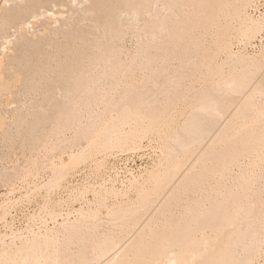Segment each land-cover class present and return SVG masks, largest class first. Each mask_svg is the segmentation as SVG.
Returning <instances> with one entry per match:
<instances>
[{
  "label": "bare ground",
  "instance_id": "1",
  "mask_svg": "<svg viewBox=\"0 0 264 264\" xmlns=\"http://www.w3.org/2000/svg\"><path fill=\"white\" fill-rule=\"evenodd\" d=\"M43 1L38 0L39 3L34 5L30 0H0V138L2 136L3 141L9 142L11 148L19 149L27 160L21 169H14V173L6 172L1 177L5 178L4 186L9 184L14 187L16 181H21L28 188L33 186L29 190L33 196L42 190L46 192L45 205L39 208L38 213L26 218V228L16 227L19 216H13L12 212H17V208L25 202H31L33 196L26 194L25 200L17 199L10 191L14 197L0 202V226L5 229V233L0 231V264H264V11L260 9L264 0H146L143 15L157 19L153 22L157 30L145 33L150 44V37L159 40V43L165 40L166 45L173 39L186 37L187 32L194 29L190 28L187 19L191 9L196 13L193 17L201 14L207 26L220 24V27L214 48L211 49L203 41L205 47L200 66L197 57L192 55L183 59L172 57L174 51L171 52L165 45H161L164 48L163 55H158L160 58L149 57L142 63L140 61V70L147 76L151 74L144 82L158 88V92H154L150 87L153 96L145 99L148 100L145 101V110L135 104L133 107L126 103L119 106L122 102L118 107L112 108V105L110 108L116 99H111L112 94L124 95L119 86L131 70L128 65V71H125V64L117 67L120 63L118 60L115 62L111 54L118 59L120 56H117L115 48L112 50L110 43V48L107 47L103 55L102 51L99 52L100 57L92 56L91 59L89 56L90 59H82L83 62L77 58L81 60V66L72 63L78 62L73 57L75 61L71 58L72 62L65 65L64 53L68 57L72 49L66 51L61 47L62 50H58L57 47L50 53L54 48L53 42L41 41V35L38 38V32L45 36L56 33L52 31L53 26L60 24V17L69 9L65 1L78 8L83 6L82 9H74L78 13L75 15H78L79 24L91 23V34L94 29L97 32L104 29L105 32L107 28H99L91 20L93 11L84 6L90 1ZM58 7L68 9L54 12ZM139 13L137 10L133 15L120 16L119 21L127 23L131 17L135 22ZM42 19L46 21L42 22ZM223 20L225 25H222ZM190 21L193 22L192 19ZM125 26L122 25L126 29ZM11 30L14 34L10 33ZM95 33L92 36L89 34L93 38L86 42L88 50L90 46L96 50L98 43L95 41L102 39L101 36L98 39ZM117 33L121 34L116 31L112 39L119 40L120 34ZM194 34L205 36L207 32ZM85 35L80 36L84 39ZM31 36L38 40H33ZM257 40L261 42L260 46L255 44ZM235 48L239 49L236 53ZM249 48L255 50L252 52ZM77 51L74 54L82 53ZM120 53L122 56L123 52ZM87 54L91 53L87 51ZM223 55L225 60L218 65ZM174 61L183 69L181 74L177 73L179 70L169 72ZM159 63L163 64L160 68L156 67ZM225 66L230 68L228 73H224ZM174 67L177 66L174 64ZM203 68L206 70L204 77L192 82L191 79ZM165 73L168 77L161 84L159 79ZM212 82L219 96L225 97L229 92L235 96L228 101L227 97V100L223 97L222 100L218 95L208 94L205 88ZM197 84L203 90L197 92ZM126 85L131 91L133 87L129 82ZM175 88L177 94L173 93ZM37 96L42 99L38 105H30L32 107L28 106L25 110L27 101ZM168 100H171L170 103ZM164 102L166 107L161 108ZM19 103H23L24 107L18 109ZM113 103L117 105V102ZM100 106L106 109L103 108V113L96 116ZM84 119L92 124V128L81 138L86 141L85 146L81 143L72 146L67 159L63 157L67 152L49 155L52 141L57 140L66 128L65 122L68 120L69 124L70 120V125H73L82 123ZM173 132L175 138L168 135ZM16 138L20 139L19 144ZM145 140L148 141L147 146L143 145ZM118 153L128 155L127 159L121 160L122 164L110 163L108 159ZM11 154L4 155L0 160L9 162ZM39 155L43 156V164L51 177L44 185L39 184V169L34 160ZM135 155L150 159L151 168H133L130 163H135ZM82 165L92 168V180L101 179L103 172L110 178L103 179L98 190L95 187L97 180L87 181L79 188H70L68 184L64 187L67 177ZM236 168L239 169L237 174ZM109 171L114 172V177L109 175ZM117 184L121 185L120 191ZM58 190L70 195L66 217L51 202L50 197ZM126 190L136 194V201L121 200L115 209H110L107 201L127 196ZM169 193L170 200L162 208L158 207ZM87 195L97 198L96 209L87 213L75 209L73 205L85 200ZM155 208L161 209L157 215L166 217L165 223L151 214ZM172 208L177 210L174 223L169 221L168 216L172 214ZM103 209L108 214L107 218L111 217L113 228L120 230L99 234L101 227L97 222ZM73 214V218L76 217L74 223L70 219ZM8 216L11 221H8ZM59 218L63 219L62 223H59ZM154 226L158 227V231H154L156 228L153 230ZM149 238L155 244L151 240L153 245L148 246ZM88 244L91 246L88 247ZM81 245L84 251L73 250Z\"/></svg>",
  "mask_w": 264,
  "mask_h": 264
},
{
  "label": "rangeland",
  "instance_id": "2",
  "mask_svg": "<svg viewBox=\"0 0 264 264\" xmlns=\"http://www.w3.org/2000/svg\"><path fill=\"white\" fill-rule=\"evenodd\" d=\"M30 1H32L31 3L32 4H34V5H37L39 2H38V0H34L35 1V3H34V1L33 0H30ZM41 1H43V0H41ZM49 1H51V0H48L47 1V3L49 2ZM80 1H83V3H85L84 1L85 0H80ZM90 2L92 1V0H89ZM143 1V2H142ZM43 2H46L45 0L43 1ZM67 4H69V9H68V7L67 8H64V9H68L67 11H65L64 9H62V7H58L57 9L55 8L54 9V12H55V10L57 11V12H64L65 11V13H64V15L66 14L67 16H68V18H67V16H65L64 17V15H63V17H60V24L59 25H57V26H53V28L52 27H50V28H52V31H56V33L57 32H59V33H54V34H50V35H48V33L46 34V33H43V34H46V36L45 35H42V33H36L37 34V36H38V38L40 37V35H41V41L43 40V42H44V40L46 41V40H48V42L49 41H51L50 43H52L53 44V50L51 51L50 50V53H53V51H54V49L55 48H57L58 47V50H62V48H63V50H66V51H68V50H70L71 51V49H72V53L70 52V53H68V57L67 56H65L67 53L65 52L64 53V58H63V61H64V63H65V65H67L66 63L68 62H72L71 60L73 59V57H74V59L76 60V61H78V62H72V63H76L75 65H77V63H79V65H80V63L81 62H83V60L82 59H84V60H86V61H88L89 59H90V57H91V59H93L92 58V56L94 57V58H96V57H100L101 55H103L104 54V51L106 52V50H108V48H110L109 46L111 45V48H112V50L115 48V50H116V52H117V56L119 55L120 57H119V59L118 58H115V54H111V56H112V58L114 59V61L116 62V60H118V62L120 63V65H117V67H121V65H124L125 66V71H128V65H129V67H131V68H129V69H131V70H129L128 71V74H127V79H125V81H127L126 82V84H128V82H129V85H131V91H129L128 89H127V85L126 84H122V83H125V81L124 82H122V83H120V86H119V91H121V89H123L122 91H123V96H120V95H116V94H112V98L111 99H113L114 100V97H116V99H115V101H112V103L110 104L111 106H110V108L112 107V105L114 106V107H112V108H116V106L118 107V104L120 103V102H122V103H120L119 104V106H122V105H124V103H126L127 105H130V106H135V105H138L140 108H141V110H145L146 109V107H147V105H145L146 104V102L145 101H148V100H145V99H147V96L148 97H152L153 96V92H151V89H150V87L152 88V84H146L145 82L147 81V79H148V77L149 76H151V74H148V76L147 75H145V73L144 72H142V70H140V68H142L141 66L142 65H140V61H141V63L142 62H144L147 58H152V59H155L156 57L157 58H160V57H158V55H161V53L163 52L162 51V49L164 48V47H166V48H168L171 52H173L174 51V53H171V56L172 57H174V56H177V57H179V58H187L188 56H190V55H192V56H195V57H197L196 59V61H198V65L200 66V64H201V62H202V53H203V50H204V47L205 46H203V41H205V45H208L209 47H211V49L212 48H214L215 47V45H214V43H215V41H216V33H217V31L219 30V27H220V24H215V25H212V26H207L205 23H204V19L202 18V15L201 14H198L197 16H194L193 17V15L194 14H196L195 12H193V9H191L190 11H192L191 12V14H189L188 15V22L191 24L190 25V28H194L193 29V31H192V29L191 30H189L187 33L188 34H186L185 36L186 37H183L182 39H179V40H177V38L174 40H171L167 45L165 44V40H163L164 42L162 43V41L160 40V42L161 43H159V42H157V41H159V40H156V39H152L151 37H150V40L152 41V42H154V41H156L157 42V44H156V42H154L153 44H152V42H151V44L149 43V41H148V39H147V41H148V45H147V41H146V38H145V33H147V32H152L153 30H157V28L155 27V25L156 24H154L153 25V22L155 21V20H157L155 17H150V16H147V15H143V13L142 12H144V10L145 9H143V6L145 5V3H146V0H93V2L92 3H90V2H88V3H90V4H88L87 2L84 4V6L85 7H88V8H90L91 9V11H93L94 12V10H96L94 13L95 14H93V12L91 13V20L92 21H94V22H96V24L99 26V28H107V29H110V31L109 30H107V29H105L106 31L104 32V29H103V32H102V30L100 29V31L99 32H97L95 29H94V33H95V31H96V36H98V39H99V37L101 36L102 37V39H105V40H102V39H99L100 41H95V42H97L98 43V45H97V43H96V45H97V49L95 50V48L94 47H92L91 48V46L89 47V50L87 49L88 48V43L86 44V42H89V40L91 39V38H93V37H91L93 34H91L92 32H93V30H91V28H90V24L91 23H89V25H88V23L86 22L85 24H79V19L77 18L78 17V15L76 16L75 15V11L76 10H78V9H82V7H76V5L74 6L73 4H71L70 3V1H65ZM97 3V4H96ZM88 4V6H86ZM93 4V6H90V5H92ZM74 6V7H73ZM95 6V7H94ZM263 6V5H262ZM260 7V9L262 10V11H264V6L263 7ZM93 8V10H92V8ZM127 7V8H126ZM59 8H61V9H59ZM75 8H77L75 11H74V9ZM135 8H136V10H135ZM133 9H134V11H133ZM60 10V11H59ZM64 10V11H63ZM70 10V11H69ZM102 10H103V12H102ZM108 10V11H107ZM111 10V11H110ZM139 11L140 13H142V14H140L139 13V15H138V17H137V19L136 18H134L133 16H132V18H134V20H135V22H137V24H136V26H135V22H133V19H131V17L130 18H128V22L126 23V22H120L119 21V17L120 16H127L128 14H132V13H134L135 11ZM114 11H115V13H114ZM126 11V12H125ZM71 13H73V14H71ZM106 13V14H105ZM123 13V14H122ZM251 13H253L254 15H258V14H255L254 12H251ZM26 14V13H25ZM69 14H71L70 16H69ZM76 14H78V13H76ZM121 14V15H120ZM133 15V14H132ZM94 16V17H93ZM114 16V17H113ZM69 17H70V19H69ZM80 17V16H79ZM104 17V18H103ZM113 17V18H112ZM146 17V18H145ZM192 17V18H191ZM63 18V19H62ZM76 18H77V21H76ZM44 19H46V18H44ZM48 19V18H47ZM46 19V20H47ZM155 19V20H154ZM159 19H162V18H159ZM193 20V22L192 21H190V20ZM45 20V21H46ZM49 20V19H48ZM42 22L44 21L43 19L41 20ZM44 21V22H45ZM68 21V22H67ZM130 21V22H129ZM63 22L65 23V24H63ZM70 22V23H69ZM110 22H111V25H110ZM198 22H200V24L198 23ZM67 23V24H66ZM100 23V24H99ZM109 23V24H108ZM158 23V22H157ZM43 24V23H42ZM46 24V23H45ZM70 24V25H69ZM226 24V21L225 20H223L222 21V25H225ZM81 25V26H80ZM120 25V26H119ZM122 25H123V27L125 26L126 27V29L125 28H123L122 27ZM194 25V26H193ZM202 25V26H201ZM89 26V27H88ZM108 26L110 27V28H108ZM119 26V27H118ZM218 26V27H217ZM66 27V28H65ZM76 27V28H75ZM96 27V26H95ZM114 27H116L115 29H114ZM136 27V28H135ZM35 28H36V26H35ZM60 28V29H59ZM65 28V29H64ZM98 28V27H97ZM120 28V29H119ZM130 28V29H129ZM135 28V29H134ZM208 28V31H206V29ZM42 28L40 27V30H41ZM53 29H55V30H53ZM76 29V30H75ZM114 29V30H113ZM118 29V30H117ZM147 29V30H146ZM150 29V30H149ZM204 29V30H203ZM215 29V30H214ZM72 30H75V31H73V32H71ZM77 30H78V32H77ZM87 30V31H86ZM117 32H121V34L119 35L118 33H117V35H119V40L118 39H112L113 37H115L116 36V31ZM120 30V31H119ZM14 30H11L10 31V33L12 34H14V32H13ZM52 31H51V33H52ZM88 31H91V32H88ZM133 31V32H132ZM146 31V32H145ZM200 31H202L203 33L204 32H207V34L205 35V36H203V35H195L194 33H196V32H200ZM33 32V31H32ZM69 32V33H68ZM75 32V33H74ZM86 32V33H85ZM109 32H111V34H108ZM122 32H125L123 35H122ZM126 32H127V34H126ZM72 33V34H71ZM100 33V34H99ZM136 33V34H135ZM208 33H210V34H208ZM85 34H87V36H88V38H87V36L85 35ZM91 36H90V35ZM102 34L103 35H105L106 37L104 38L103 36H102ZM108 34V35H107ZM192 34V35H191ZM16 35H18V34H16ZM48 35V36H47ZM53 35V36H52ZM76 35H77V37H76ZM80 35H85V40L83 39V37L82 36H80ZM110 35V36H109ZM190 35H191V37H190ZM196 36V37H194V36ZM210 35V36H209ZM46 37V39L44 38V39H42V37ZM56 36V37H55ZM57 36H58V38H57ZM81 38H80V37ZM123 36H125L124 38H123ZM71 37H73V38H71ZM100 37V38H101ZM107 37H109V38H107ZM110 37H111V40H110ZM188 37V38H187ZM193 37V38H192ZM208 37V38H207ZM14 38V37H13ZM30 38H32L33 40H38V38L36 37V39L35 38H33V36H31ZM39 38V39H40ZM75 38H77V40H75ZM117 38V37H116ZM121 38V39H120ZM136 38V39H135ZM185 38V39H184ZM31 39V40H32ZM54 39V40H53ZM65 39V40H64ZM108 39V40H107ZM69 40V41H68ZM70 40H71V42H70ZM76 41V42H73V41ZM81 40V41H80ZM93 40V39H92ZM91 40V41H92ZM106 40H107V43L108 44H106L105 42H106ZM213 40V41H212ZM78 41V42H77ZM85 43H84V42ZM110 41V42H109ZM173 41H177L176 43H174V45H171V43H173ZM186 41H187V43H186ZM57 42H58V44H57ZM100 42H103V43H100ZM143 42H145V43H143ZM259 42V43H258ZM263 42H264V39H263ZM84 45H83V44ZM109 43H110V45H109ZM194 43V44H193ZM63 44H64V46H63ZM68 44H69V46H68ZM104 44V45H103ZM114 44V45H113ZM255 44L256 45H258V46H260L261 45V42L259 41V40H257L256 42H255ZM60 45V46H59ZM62 45V46H61ZM84 46L83 48H82V46ZM87 47H86V46ZM108 45V46H107ZM147 45V46H146ZM161 45L162 46H164V47H161ZM73 46V47H72ZM77 46V47H76ZM79 46H81V47H79ZM95 46V45H94ZM104 48H103V47ZM113 46V47H112ZM124 46V47H123ZM152 46H155V48H153V49H151L152 48ZM62 47V48H61ZM65 47H66V49H65ZM108 47V48H107ZM145 47H147V48H145ZM150 47V48H149ZM181 47V48H180ZM59 48H61V49H59ZM120 48V49H119ZM144 48V49H143ZM158 50H157V49ZM170 48H172V49H170ZM77 49L79 50V51H77ZM83 49V50H82ZM86 50V52H85V50ZM90 49H91V51H90ZM104 49V50H103ZM147 49H149V50H147ZM249 49H251V50H249V51H254L255 49H253V48H249ZM80 50L82 51V53H75L74 54V52H80ZM93 50V51H92ZM99 50V51H98ZM114 50V51H115ZM173 50V51H172ZM196 50H197V52H196ZM234 50H236V51H234V53H236V52H238V48L236 49H234ZM87 51L89 52V53H91V54H87V55H85V53H87ZM98 51V52H97ZM100 51H102V52H100ZM118 51H119V53H118ZM120 51H122L123 52V54H122V56H121V53H120ZM139 51V52H138ZM158 51V52H157ZM178 51V52H177ZM200 51V53L198 54V52ZM93 52L95 53V54H93ZM101 53V55H100V53ZM97 53H98V55H97ZM136 53V54H135ZM137 53H139V54H137ZM156 53V54H155ZM190 53H192V54H190ZM198 55H197V54ZM83 55V57H81V56H79V55ZM179 54H181V55H179ZM74 55V56H73ZM140 57H139V56ZM145 55V56H144ZM162 55H163V53H162ZM70 56V57H69ZM87 56V57H86ZM90 56V57H89ZM152 56H154V57H152ZM201 56V57H200ZM67 57V58H66ZM89 57V59L87 60V58ZM135 57V58H134ZM138 57V58H137ZM67 60H66V59ZM68 58H70V59H68ZM72 58V59H71ZM77 58L78 59H80L81 58V60H77ZM132 58V59H131ZM140 58V59H139ZM73 59V60H74ZM134 59H137L136 60V62L135 61H133ZM225 60V56L223 55L222 56V58L220 57V59L218 60V65H220V62H221V64L223 63V61ZM70 60V61H69ZM74 60V61H75ZM143 60V61H142ZM199 60H200V62H199ZM66 61V62H65ZM81 61V62H80ZM128 62V63H127ZM131 62V63H130ZM135 63H137V64H135ZM174 64L177 66V67H174ZM137 65H140V67H136ZM81 66V65H80ZM134 66V67H133ZM163 66V64L162 63H159L158 65H156V67H162ZM171 67H170V70H169V72H174V70H175V72H177L178 70V72L177 73H182V71H183V69H180L179 68V65H178V63H177V61H174L171 65H170ZM216 69H217V67H215ZM228 69V70H227ZM133 70H134V72H133ZM136 70V71H135ZM138 70H139V72H138ZM182 70V71H181ZM230 71V68H229V66H225L224 67V73H228ZM132 74V75H131ZM147 74V73H146ZM167 74V75H166ZM206 74V70L203 68L202 69V72L201 73H197V75L195 76V77H193L192 79H191V81L192 82H196L198 79H200V78H203L204 77V75ZM146 76V77H145ZM201 76V77H200ZM168 77V73H165V75L163 76V77H161L160 79H159V82L161 83V84H163V83H165L166 82V78ZM142 78H145V79H142ZM103 79V78H102ZM105 79V78H104ZM134 79V80H133ZM163 79H164V81H163ZM135 80H137L136 82H138L137 84V86H135L136 85V82H135ZM142 80V81H141ZM145 81V82H144ZM131 83V84H130ZM115 84H117V83H115ZM122 84V85H121ZM211 85H207L206 87L207 88H205V91H207V93L208 94H211V95H214V96H216V95H218L219 96V92H217L214 88H215V85H214V83L212 82V83H210ZM128 85V88H130V86ZM146 85H147V88H146ZM188 85H189V83H188ZM136 87V88H135ZM141 88V89H139V88ZM196 91L198 92V91H200V90H203V87L200 85V84H197V86H196ZM133 89H135L134 90V92H133ZM144 89V90H143ZM152 90L154 91V92H158V88L156 87V86H154V88H152ZM139 91H142L143 93H141V92H139ZM177 88H175L174 89V92L173 93H176L177 94ZM116 95V96H115ZM129 95V96H128ZM135 95V97H133ZM146 95V96H145ZM233 95V96H232ZM122 97L123 99H120V97ZM235 95L233 94V93H227L226 94V96L224 97V95L223 96H219V98L220 99H222V97L224 98V99H226V97H227V99H228V101L229 100H231L233 97H234ZM118 97H119V99H118ZM124 97L125 98H127V100L125 101L124 100ZM175 96L173 95L172 96V98H174ZM217 97V96H216ZM230 97H231V99H230ZM38 98V99H37ZM37 98H32V100H31V102H30V100L29 101H27V104H25V106H26V108H25V110L28 108V106H29V108H31L32 106H30V105H33V106H35V104H37L38 105V102H40L42 99H41V97H39V96H37ZM34 99V100H33ZM144 99V100H143ZM226 99V100H227ZM124 100V101H123ZM133 100H134V102H133ZM223 100V99H222ZM119 101V102H118ZM142 101V102H141ZM144 101V102H143ZM170 101L171 100H168L167 102L168 103H170ZM28 102H30L29 103V105H28ZM113 102H117V105H114V103ZM138 102V103H137ZM166 102V103H167ZM140 103H142L141 105H140ZM167 103V104H168ZM40 104V103H39ZM133 104H135V105H133ZM19 106V108L18 109H20V108H22V106L24 105L23 103H22V105H21V103H19L18 104ZM145 108H144V107ZM161 106V105H160ZM24 107V106H23ZM107 107V106H106ZM163 107H166V104H165V102L163 103V106H161V108H163ZM103 108H105V106L103 107V106H100V108L98 109L99 110V112H98V110H97V114H96V116L98 115H100V114H102L103 113V111L106 109H104L103 110ZM24 109V108H23ZM102 109V110H101ZM65 110H66V108H65ZM95 116V117H96ZM185 121V120H184ZM86 122V123H85ZM70 123H71V121L69 120V124H68V120H67V122H65V126H66V128L64 129V131L62 132L63 134L62 135H60V137L57 139V140H55V141H52V143H51V147H52V149H51V147H50V149L51 150H49V151H51V153H49V155H54V154H58L59 152H67V153H65L64 154V158L65 159H67V154H69L70 153V148L72 147V146H75V145H77V144H79V143H81L83 146H85L84 144H86V141L85 140H81V138L83 137V136H85V133H87L88 132V130H90L91 128H92V124H91V122L89 121V124H88V121L86 120V119H84L83 121H82V123H78V122H76L75 124H71L70 125ZM86 125H85V124ZM184 124V122L183 121H181V125H183ZM77 124V125H76ZM82 124H84V126H87V127H84ZM91 124V125H90ZM67 126H68V128H67ZM80 126V127H79ZM76 128V129H75ZM82 128V129H81ZM84 128V129H83ZM176 128V131H177V129H178V125L175 127ZM77 129H79V130H77ZM80 129H81V131H80ZM87 129V130H86ZM71 130V131H70ZM76 131V132H75ZM78 131H79V133H78ZM70 132V133H69ZM175 132V131H174ZM172 133V134H168V135H171L172 137H174L175 136V133ZM83 133V134H82ZM174 134V135H173ZM15 135H16V133H15ZM176 137V136H175ZM174 137V138H175ZM18 140H19V142H20V139L19 138H16V141L18 142ZM19 142H18V144H19ZM53 142H54V144H53ZM59 142V143H58ZM62 142V143H61ZM66 142V143H65ZM147 142V143H146ZM61 143V144H60ZM2 144V145H1ZM56 144V145H55ZM156 144L157 143H155L154 144V146H156ZM5 145H7V146H5ZM11 144L9 143V142H7V141H3V138H2V136H1V138H0V159H1V157L3 158V156L4 155H6V154H10V153H12L11 154V159H10V161L8 162V161H3V160H0V202L3 200V199H6V198H10V196L11 197H14L15 196V198H17V199H22V200H25L26 199V194H29V195H32L33 196V193L31 192V191H29L30 189H32V187L33 186H31L30 188H28V187H26L25 185L23 186V184L21 183V181H16L15 183H14V187H13V185H12V187H13V189H12V187H10L9 186V184L7 185V186H4L5 184H4V181H5V178H2L1 176L3 175V174H6V172H8V173H14L15 172V170H19V169H21L24 165H25V162L27 161L26 160V158L24 157V156H22L21 154H22V152L21 151H19V149H13V148H11L12 146H10ZM144 146H147L148 145V141L147 140H145L144 141V144H143ZM172 145L174 146L175 145V142H173L172 141ZM59 146V147H58ZM62 146V147H61ZM7 147V148H6ZM5 148V149H4ZM56 148H57V150H56ZM64 148H66V149H64ZM67 148H69V149H67ZM3 152H2V151ZM16 150V151H15ZM7 151H9V152H7ZM13 151V152H12ZM18 152H20V153H18ZM16 153V154H15ZM21 155V156H20ZM116 155V156H115ZM113 157H111V158H109L108 159V161L110 162V163H113V164H122V162H120L121 160H125V159H127L126 157L128 156V155H126V154H121V153H118V154H115ZM142 155V153H140V156ZM15 156V157H14ZM39 156H40V160H39ZM38 157L36 156L35 158H34V160H35V162L37 163V165H38V172H39V174H40V177H39V181H40V183L39 184H46L47 182H49V179L51 178L50 177V172L47 170V168H46V165H44L43 164V160H44V158H43V156L42 155H39ZM19 157V158H18ZM24 157V158H23ZM119 157V158H118ZM146 157V156H145ZM143 158V159H141L140 157H138V156H134V160H136L135 161V163H133V162H131L130 164H131V166L133 167V168H136V169H138V167H140V168H144V167H147V168H151V160L150 159H148L147 157V159L146 158ZM153 157H155V156H153ZM117 158V159H116ZM18 159V160H17ZM140 159V160H139ZM100 160H101V158H100ZM115 160H116V162H115ZM14 162V163H13ZM15 164H17V165H15ZM24 164V165H23ZM139 164V165H138ZM6 166V167H4V166ZM7 165H8V167H7ZM20 165H21V167H20ZM112 165V164H111ZM136 165V166H135ZM84 165H82V166H80L79 167V169L78 170H76V171H74V172H72L71 174H70V177L68 178L67 177V181H65V182H63V186L64 187H67V184H68V187H70V188H76V187H81V185H83V184H86L87 183V181H91V182H94V181H96V185L97 186H95L96 187V189L98 190V186H99V184H100V182L102 183L103 182V179H106V180H108L110 177H108V176H106V173L105 172H103V174H102V177H101V179L100 178H97V179H95V180H92V178L94 177L93 175H92V168H88V167H86L85 168V166L83 167ZM93 168L95 167V165H93L92 166ZM7 168V169H6ZM11 169V170H10ZM15 169V170H14ZM85 169V170H84ZM13 171V172H12ZM76 172V173H75ZM83 172V173H82ZM239 172V169L238 168H236L235 169V174H237ZM49 173V174H48ZM89 173V174H88ZM109 173V175H113V177H114V172H112V171H109L108 172ZM48 174V175H47ZM76 174H78V175H76ZM75 175V176H74ZM74 176V177H73ZM84 176V177H83ZM90 176V177H89ZM45 177V178H44ZM106 177V178H105ZM44 179V180H43ZM47 179V180H46ZM77 179V180H76ZM81 179V180H80ZM85 179V180H84ZM71 181H72V183H71ZM46 182V183H45ZM67 182V183H66ZM97 182H99L98 184H97ZM17 183V184H16ZM81 183V184H80ZM19 185L21 186V188L19 187ZM74 185V186H73ZM18 186V187H17ZM117 188L119 189V191H120V188H121V185L120 184H117ZM2 187V188H1ZM6 187V188H5ZM25 189H24V188ZM78 187V188H79ZM120 187V188H119ZM19 188V189H18ZM28 190H27V189ZM16 189H18L17 191H16ZM23 189V190H22ZM14 190L16 191V192H14ZM20 190V191H19ZM22 190V191H21ZM10 191L12 192V194L14 195H12V194H10ZM29 191V192H28ZM125 191V190H124ZM3 192V193H2ZM8 192H9V194L10 195H8ZM18 192V193H17ZM31 192V193H30ZM64 193V194H63ZM123 193V192H122ZM126 194H127V196L129 197V199H128V197L127 196H124V197H120V199H117V200H115V199H109V201H107V205L110 207V209H115L116 207V204L118 205L120 202H122V201H124L125 200V202L127 201V202H130V201H136V194L134 193V192H129L128 190H126V192H125ZM172 193V192H171ZM46 194V192L44 191V190H42L41 191V193L40 194H38L37 196H33L32 198V200H31V202H25L24 203V205H21V206H19L18 208H17V212L16 211H13L12 212V214H13V216H19V217H17V219H16V227H18V228H20V227H24V228H26L27 227V223L25 222L26 221V218L28 219V217H31L32 215H30V214H33L34 215V213H38L39 212V208H41V207H43L45 204V195ZM62 194H63V196H62ZM60 195V196H59ZM134 195H135V197H134ZM170 193H169V195H167L166 197H164L163 199L165 200V202H163L164 200H162V202H161V204H160V206H158V207H160V208H162V206H165L166 205V203L168 202L167 200H170ZM41 196H42V198H41ZM44 196V197H43ZM68 196V197H67ZM132 196V197H131ZM56 197V198H55ZM66 197V198H65ZM90 197V198H89ZM36 198V199H35ZM51 198V202H52V204H55V208H56V210L57 211H59V212H64L63 213V215H64V217H66L67 215V213H68V207H67V199H68V201L70 200V195H69V192L67 193V192H65L64 190L62 191V190H58L55 194H53L52 195V197H50ZM50 198H48V199H50ZM86 198H88V199H86ZM85 198V200L83 199V200H81V202H76L73 206H74V208L75 209H82V210H84V212L85 213H87L88 211H90V209H92V210H95L96 208L95 207H97V205H98V202H96V200H97V198H95V197H93V195H87V197ZM91 198H94L93 200L91 199ZM127 198V199H126ZM131 198V199H130ZM134 198V199H133ZM58 199V200H57ZM96 199V200H95ZM42 200V201H41ZM95 200V201H94ZM122 200V201H121ZM61 201V202H60ZM63 201V202H62ZM98 201V200H97ZM117 201V202H116ZM85 202V203H84ZM93 202V203H92ZM112 202H114V203H112ZM172 202V201H171ZM28 203V204H27ZM88 203V204H87ZM41 204V205H40ZM63 204V205H62ZM163 204H165V205H163ZM173 204V203H172ZM171 204V205H172ZM28 205V206H27ZM40 205V206H39ZM66 205V206H65ZM84 205V206H83ZM113 205V206H112ZM58 206V207H57ZM87 206H89V207H87ZM91 206H92V208H91ZM113 208H112V207ZM60 207V208H59ZM78 207H80V208H78ZM172 207V206H171ZM94 208V209H93ZM160 208H155L154 209V211L152 210V212H151V214L153 213V214H155L156 216H155V218L157 219H159V221L161 222H163V223H165L166 222V217H164V216H160V215H157L158 214V212L161 210ZM174 208V207H173ZM171 209L170 211H173L172 212V214H168V216H169V221H172V223H174L173 221H175V218L177 217L176 215H177V210L175 209ZM66 212V213H65ZM157 212V213H156ZM174 213V214H173ZM107 213H106V210L104 211V209L102 210V213H99V221L97 222V225H99V228L101 227V229H99V234H108V233H110L111 231H113V229H114V231H118V229L120 230V228H116L115 229V227L113 228V223H112V221H111V217L109 216L108 218H107V216H108V214L106 215ZM102 215H103V217H102ZM44 216V215H43ZM73 216H75V214H73V215H70V219H71V221H73L72 223H74L76 220V217H74L73 218ZM171 218V219H170ZM62 218H59V223H62ZM155 220V219H154ZM8 221H11V218L8 216ZM26 223V224H25ZM108 224V225H107ZM3 227V225H1L0 226V231L1 232H3V233H5V229L4 228H2ZM53 227H54V225H53ZM50 228H52V224H50ZM106 228H108V230H106ZM154 228H156L155 230H154ZM105 229V230H104ZM153 230L154 231H158V227L157 226H154L153 227ZM102 232H105V233H102ZM118 233V232H117ZM157 233H159V232H157ZM150 240V241H149ZM149 240H147V242H148V246L149 245H153V244H155V243H153V242H155V241H153V239H150L149 238ZM151 240H152V243L150 244V242H151ZM154 240H155V238H154ZM146 242V243H147ZM89 246H91V244H88V247ZM83 246L81 245V246H79V247H74L73 248V250L74 251H84V249L82 248ZM78 249V250H77Z\"/></svg>",
  "mask_w": 264,
  "mask_h": 264
}]
</instances>
